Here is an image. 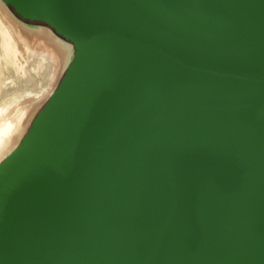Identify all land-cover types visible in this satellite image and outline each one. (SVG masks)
<instances>
[{
	"label": "water",
	"instance_id": "1",
	"mask_svg": "<svg viewBox=\"0 0 264 264\" xmlns=\"http://www.w3.org/2000/svg\"><path fill=\"white\" fill-rule=\"evenodd\" d=\"M3 1L74 53L0 162V264H264V0Z\"/></svg>",
	"mask_w": 264,
	"mask_h": 264
},
{
	"label": "bare ground",
	"instance_id": "2",
	"mask_svg": "<svg viewBox=\"0 0 264 264\" xmlns=\"http://www.w3.org/2000/svg\"><path fill=\"white\" fill-rule=\"evenodd\" d=\"M73 53L71 43L22 22L0 0V162L19 146Z\"/></svg>",
	"mask_w": 264,
	"mask_h": 264
},
{
	"label": "rangeland",
	"instance_id": "3",
	"mask_svg": "<svg viewBox=\"0 0 264 264\" xmlns=\"http://www.w3.org/2000/svg\"><path fill=\"white\" fill-rule=\"evenodd\" d=\"M63 75L64 74H62V75H57V78H56V80L54 81V84H55V90L57 89V87H58V85H59V83H60V80L62 79V77H63ZM48 102V101H47ZM46 102V103H47ZM45 103V104H46ZM45 104L41 107V108H39L38 110H37V113H36V116L39 114V112L43 109V107L45 106ZM35 116V117H36Z\"/></svg>",
	"mask_w": 264,
	"mask_h": 264
},
{
	"label": "trees",
	"instance_id": "4",
	"mask_svg": "<svg viewBox=\"0 0 264 264\" xmlns=\"http://www.w3.org/2000/svg\"><path fill=\"white\" fill-rule=\"evenodd\" d=\"M12 8V7H11ZM12 10H13V8H12ZM14 11V10H13ZM19 18H21L20 16H18Z\"/></svg>",
	"mask_w": 264,
	"mask_h": 264
}]
</instances>
